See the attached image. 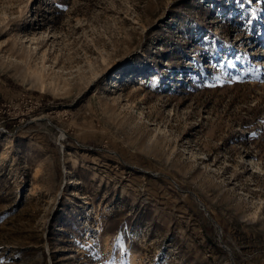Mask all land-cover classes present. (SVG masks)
<instances>
[{
  "label": "rangeland",
  "instance_id": "obj_1",
  "mask_svg": "<svg viewBox=\"0 0 264 264\" xmlns=\"http://www.w3.org/2000/svg\"><path fill=\"white\" fill-rule=\"evenodd\" d=\"M0 264H264V0H0Z\"/></svg>",
  "mask_w": 264,
  "mask_h": 264
},
{
  "label": "bare ground",
  "instance_id": "obj_2",
  "mask_svg": "<svg viewBox=\"0 0 264 264\" xmlns=\"http://www.w3.org/2000/svg\"><path fill=\"white\" fill-rule=\"evenodd\" d=\"M142 80H143V78H142Z\"/></svg>",
  "mask_w": 264,
  "mask_h": 264
}]
</instances>
